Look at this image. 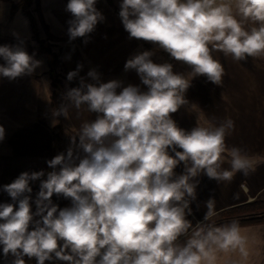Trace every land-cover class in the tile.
<instances>
[{"label":"clouds","instance_id":"9594fccd","mask_svg":"<svg viewBox=\"0 0 264 264\" xmlns=\"http://www.w3.org/2000/svg\"><path fill=\"white\" fill-rule=\"evenodd\" d=\"M96 3L68 0L70 40L83 37L86 44L105 20ZM119 9L129 39L152 45L124 65L140 83L105 82L91 69L62 94L54 117L68 120L75 109L95 118L46 161L50 171H24L2 186L11 202L0 203V254L11 256L10 264L26 258L36 264H258L262 241L238 220L212 223L214 199L205 202L203 221L188 219L201 175L230 181L253 170L242 148L226 146L234 121L186 130L172 114L190 104L186 93L195 78L222 86L225 69L214 52L236 62L264 58V0H120ZM157 50L169 60L157 62ZM0 61V77L10 81L41 64L21 43L0 45ZM173 62L188 72L175 71ZM225 153L230 170L223 168ZM54 195L70 206L60 208Z\"/></svg>","mask_w":264,"mask_h":264},{"label":"crops","instance_id":"0c3cea01","mask_svg":"<svg viewBox=\"0 0 264 264\" xmlns=\"http://www.w3.org/2000/svg\"><path fill=\"white\" fill-rule=\"evenodd\" d=\"M67 3L68 0L31 2L39 37L51 44L60 59L56 73L61 93L53 97L55 87L49 74L48 58L39 51L28 18L20 9L10 17V4L0 0V45L21 43L41 62L32 75L13 81L0 77V126L5 129V137L0 141V203L11 202L2 186L11 183L21 172L49 170L46 161L57 154L56 134L67 142L77 135L83 121L95 118V114L86 111L78 115L75 109L70 110L68 120L52 115L61 102L62 94L68 88L78 86L79 77H86L89 70L96 69L105 82L120 79L125 84L140 83L136 72H125L124 65L137 51L149 49L139 41L129 39L120 20L103 0H97L96 7L105 20L89 34L88 42L85 44L83 37L70 40L68 21L71 15L65 11ZM156 55L154 59L157 62L169 60L162 51L158 50ZM213 55L225 69L222 86L208 82L205 77L195 78L186 93L190 104L173 113L172 118L186 130L197 123L207 126L231 118L235 130L226 138V146L242 148L252 158L253 170L246 176L234 173L230 181L217 182L201 175L197 199L191 205L193 214L188 217L193 224L203 221L207 211L205 202L210 198L214 199L216 214L228 207L264 199V58L236 62L221 52ZM173 63L175 71L188 72L187 66ZM78 64L83 65L79 76L68 81L67 74L76 70ZM223 168L230 170L227 153ZM182 171V165L176 169L178 174ZM31 186L34 197L39 191V181ZM52 199L60 208L70 206V200L62 196L54 195ZM241 227L262 241L257 246L260 255L256 259L258 264H264V222ZM11 259L9 256L6 260L0 254V264H10ZM33 263H36L35 259L26 258V264Z\"/></svg>","mask_w":264,"mask_h":264},{"label":"trees","instance_id":"16d2710c","mask_svg":"<svg viewBox=\"0 0 264 264\" xmlns=\"http://www.w3.org/2000/svg\"><path fill=\"white\" fill-rule=\"evenodd\" d=\"M3 1H6L10 4V15H9L10 17L18 9H21V11L29 19L30 27H31L33 34L37 36L36 22L30 10V5H31L32 0H17V2H13V0H3ZM107 4L112 5L113 3L111 0H107ZM39 43L41 44L40 49L46 53L47 58H48L49 74L52 79V84L55 87V90L53 91V97H54L55 95H58L61 93L60 92L61 91L60 82H58L57 73H56V68L60 65V59L58 55L51 49L50 45H47L43 41ZM220 213H222L223 216H228L227 214H232L233 216H235L236 214H240V213H243L247 216L240 217V218H237V217L234 218L233 216H230L218 222H212V223H215L216 225H221L224 223H228L232 220H238L240 225L250 224V223H261V222H264V200L257 198L253 202H248V203H244L241 205L225 208L221 210Z\"/></svg>","mask_w":264,"mask_h":264},{"label":"rangeland","instance_id":"374dc122","mask_svg":"<svg viewBox=\"0 0 264 264\" xmlns=\"http://www.w3.org/2000/svg\"><path fill=\"white\" fill-rule=\"evenodd\" d=\"M104 2H105V4L108 6V8H109V10H110V12L112 13V14H114L119 20H120V22H121V19H120V17H119V11H120V9H119V4H120V0H111L112 1V5H108L107 4V0H103ZM13 2H17V0H13ZM115 8H114V7ZM21 10V9H20ZM30 10H31V5H30ZM115 11H117V12H115ZM32 13V12H31ZM24 14V13H23ZM33 15V14H32ZM27 17V16H26ZM28 18V17H27ZM33 18H34V20H35V22H36V19H35V17H34V15H33ZM28 21H29V19H28ZM121 24H122V22H121ZM29 25H30V23H29ZM36 26H37V22H36ZM122 27H123V25H122ZM124 28V27H123ZM30 30H31V27H30ZM38 26H37V36H35L34 34H33V32H32V30H31V33H32V36H33V38L37 41V43L39 44V51H41V52H44V51H42L40 48H41V44L39 43V42H41V41H43V42H45L47 45H50V47H51V49H52V46H51V44L50 43H48V42H46L44 39H42V38H40L39 37V35H38ZM40 40V41H39ZM136 40V39H135ZM39 41V42H38ZM137 41H139L140 43H142L145 47H147V49H151L152 48V45L151 44H149L148 42H145V41H140V40H137ZM158 51V50H157ZM157 51H156V54H157ZM45 53V52H44ZM46 54V53H45ZM155 57H157V55H155ZM58 68V67H57ZM56 68V69H57ZM58 76V75H57ZM52 86V85H51ZM54 99V98H53ZM57 135V136H56ZM55 135V143H56V149H57V154L58 153H60V152H64V151H66V149L70 146V143H71V138L67 141V142H65L64 141V139L60 136V135H58V134H56ZM56 154V155H57ZM51 169H49L48 171H50ZM258 199H260V198H258ZM256 199H254V200H252L251 202H253V201H255ZM262 200H264V199H262ZM237 206V205H236ZM228 216H223V214L222 213H220V212H218L216 215H214L213 217H212V220H211V222H218V221H220V220H223V219H225V218H227V217H230V216H233L232 214H227ZM247 215H245V214H243V213H240V214H236L235 216H233L234 218L235 217H237V218H240V217H246ZM33 264H36V263H33Z\"/></svg>","mask_w":264,"mask_h":264}]
</instances>
